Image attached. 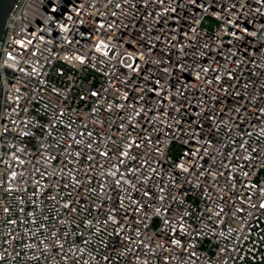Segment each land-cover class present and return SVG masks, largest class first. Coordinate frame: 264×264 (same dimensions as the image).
<instances>
[{
	"label": "built area",
	"instance_id": "built-area-1",
	"mask_svg": "<svg viewBox=\"0 0 264 264\" xmlns=\"http://www.w3.org/2000/svg\"><path fill=\"white\" fill-rule=\"evenodd\" d=\"M0 264H264V0H17Z\"/></svg>",
	"mask_w": 264,
	"mask_h": 264
},
{
	"label": "water",
	"instance_id": "water-1",
	"mask_svg": "<svg viewBox=\"0 0 264 264\" xmlns=\"http://www.w3.org/2000/svg\"><path fill=\"white\" fill-rule=\"evenodd\" d=\"M17 0H0V41L4 33L7 18ZM55 1V0H51Z\"/></svg>",
	"mask_w": 264,
	"mask_h": 264
}]
</instances>
